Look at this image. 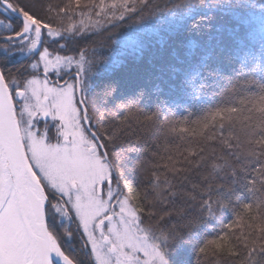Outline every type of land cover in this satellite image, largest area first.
Listing matches in <instances>:
<instances>
[{"label":"snow or ice","instance_id":"snow-or-ice-1","mask_svg":"<svg viewBox=\"0 0 264 264\" xmlns=\"http://www.w3.org/2000/svg\"><path fill=\"white\" fill-rule=\"evenodd\" d=\"M0 264H264V0H0Z\"/></svg>","mask_w":264,"mask_h":264},{"label":"trees","instance_id":"trees-1","mask_svg":"<svg viewBox=\"0 0 264 264\" xmlns=\"http://www.w3.org/2000/svg\"><path fill=\"white\" fill-rule=\"evenodd\" d=\"M55 2V0H54ZM215 23V21H214ZM119 32H123V29L118 30ZM115 34V33H113ZM93 39H97V38H93ZM97 42H104L105 44L107 43V35L105 36H101L98 38ZM247 43L249 44L250 47H252V42L250 40L247 41ZM254 50L258 51V45L254 46ZM108 54L107 52V47L104 48H100L98 50V55L103 57L106 56ZM142 70L140 69H136L133 67H126L122 70H120V75L123 77L124 79V83L126 84V86L129 88V90L134 89L135 87H137L138 85H142L143 84V80L139 78V74ZM52 79H55L54 77ZM62 83V81H61ZM155 101V97H148L145 99V104L148 107H152ZM183 111V109H179L177 112V118H180V113ZM121 117H117L116 119L119 120ZM127 132L131 133V135L125 136L122 139L125 141V143H121L120 141H117L116 144L113 146L114 150L119 152L121 151L122 148L127 146V142H131L135 147L138 148H148L151 149L152 148V143L151 141H141V143L139 145L135 144L134 141V137L138 134V132H133L132 129H127ZM127 157L132 160L135 161L139 156L143 155V156H148L147 152L144 151H140V152H128L126 153ZM194 255V254H193Z\"/></svg>","mask_w":264,"mask_h":264}]
</instances>
